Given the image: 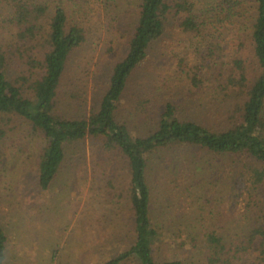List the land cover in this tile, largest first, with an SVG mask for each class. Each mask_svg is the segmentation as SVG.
Wrapping results in <instances>:
<instances>
[{
	"label": "rangeland",
	"instance_id": "1",
	"mask_svg": "<svg viewBox=\"0 0 264 264\" xmlns=\"http://www.w3.org/2000/svg\"><path fill=\"white\" fill-rule=\"evenodd\" d=\"M191 1L204 7L217 4V0ZM140 2L120 0L117 8L97 7L89 40L73 54L68 67L64 91L69 97L61 105L63 114L82 116L97 105L114 66L128 52ZM109 8L121 15L118 33L107 24ZM225 25L213 23L203 38H197L184 32L179 19L173 18L131 78L118 120L133 133L145 135L157 124L166 103L174 101L181 118L225 127V107L212 104L211 96L200 90L190 93L185 71L199 60L195 49L200 40L222 43L226 61L244 57L253 71L249 31ZM74 94L87 104L68 101ZM46 143L21 119L6 136L0 135V222L9 235L7 264H105L131 248L136 236L127 197V160L107 152L99 139L69 144L57 179L50 190L43 191L38 175ZM246 164L264 167L247 156L213 153L191 144L161 149L152 156L148 171L152 216L163 235L156 250L159 260L198 262L205 233L244 234L257 215H264V183L252 205L238 199L239 176Z\"/></svg>",
	"mask_w": 264,
	"mask_h": 264
},
{
	"label": "trees",
	"instance_id": "2",
	"mask_svg": "<svg viewBox=\"0 0 264 264\" xmlns=\"http://www.w3.org/2000/svg\"><path fill=\"white\" fill-rule=\"evenodd\" d=\"M118 2L0 0V135L6 136L11 125L21 119L44 136L47 143L38 175L43 191L50 190L57 179L69 144L88 138L101 140L107 152L124 157L129 165L127 197L136 236L131 248L105 264L128 260H138L140 264H187L183 260L162 261L156 256L163 235L152 216L153 195L148 178L151 158L161 149L191 144L213 153L247 156L264 166V0H217L216 5L210 2L206 7L191 0H141L128 52L114 66L99 102L82 116L65 115L61 105L69 97L64 83L73 54L88 42L97 7L117 8ZM112 8L108 9L107 24L118 33L121 15L112 13ZM173 18L179 19L184 32L197 38H203L213 23L244 27L253 44L255 66L251 72L244 57L226 61L222 43L200 40L195 49L199 60L185 69L189 91L194 94L200 90L211 96L212 104L225 107V127L183 119L179 106L170 101L157 124L145 135H138L118 120L117 113L131 78L146 62L153 44L165 35ZM70 100L86 103L75 94ZM263 183L264 167L246 164L239 176L238 199L252 205ZM256 217L258 220L244 234L205 233L199 244L202 255L197 253L200 258L192 264H264V215ZM220 224L222 229V219ZM193 240L197 243V239ZM8 242L9 235L0 222V264H7Z\"/></svg>",
	"mask_w": 264,
	"mask_h": 264
}]
</instances>
